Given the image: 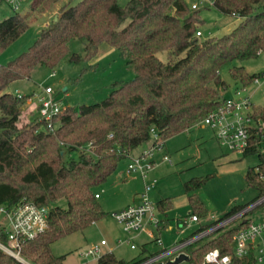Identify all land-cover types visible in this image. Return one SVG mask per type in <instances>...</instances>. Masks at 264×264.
<instances>
[{
	"label": "trees",
	"instance_id": "trees-1",
	"mask_svg": "<svg viewBox=\"0 0 264 264\" xmlns=\"http://www.w3.org/2000/svg\"><path fill=\"white\" fill-rule=\"evenodd\" d=\"M61 0H34L31 12L44 14ZM221 13L240 20L221 38L197 36L201 19L186 0H78L68 2L39 34L36 42L6 66H0V206L13 209L33 203L48 209L45 233L21 244V257L30 264H63L52 245L86 230L107 213L95 197L116 173L123 159L147 145L151 130L161 141L199 125L224 103L230 85L222 71L235 61L244 62L264 55V0H213ZM29 16L18 12L0 22V54L30 27ZM80 44L76 51L74 46ZM118 51L133 67L135 78L117 82L108 98L79 108L67 107L52 122L53 130L40 118L29 120L26 103L30 96L8 92L19 80H29L43 67L55 70L70 59L80 63L93 60L102 46ZM165 54L167 62L159 55ZM239 86L248 88L260 74L244 67L228 68ZM254 116L264 121V107H254ZM261 132L255 133L244 157L257 155L259 163L250 168L246 181L264 197V153ZM77 157H67V153ZM209 178H193L184 185L190 194L192 215L200 220L208 211L194 194ZM244 206L226 214L227 218ZM161 211L170 201L158 204ZM243 220L221 229L194 251L190 264H203L206 253L217 249L233 254L234 236L247 227ZM205 225L201 229L209 228ZM7 245V238L3 236ZM236 261L237 264L253 263ZM0 264H25L0 249ZM99 264H129L114 254Z\"/></svg>",
	"mask_w": 264,
	"mask_h": 264
},
{
	"label": "rangeland",
	"instance_id": "rangeland-1",
	"mask_svg": "<svg viewBox=\"0 0 264 264\" xmlns=\"http://www.w3.org/2000/svg\"><path fill=\"white\" fill-rule=\"evenodd\" d=\"M34 0H25L18 12L22 16H29L30 27L18 40L11 44L0 54V66H6L26 52L38 39L42 29L46 28L58 15L61 6L68 2L78 0H61L44 14L31 12ZM129 0H118L121 6H125ZM188 5L198 4L200 0H186ZM14 12L6 5L0 6V22L11 17ZM201 24L199 31L201 39L221 38L232 32L240 23V20L225 15L211 4H204L198 10ZM80 44L74 49L78 51ZM159 57L167 62L165 54ZM231 66L244 67L246 71L253 74L264 73V55L256 59L244 62L235 61L232 65L222 71V77L230 85L226 98H236V89L239 87L231 78L228 68ZM135 78V72L121 54L104 45L98 55L91 61L80 63L64 60L55 70L43 67L37 68L31 79L13 82L8 92L18 95H28L30 104L34 106L28 112L29 120L39 117L35 109L39 107V95L42 91L51 87L56 100L62 102L64 108H79L82 105H90L101 102L109 97L112 86L117 82H126ZM37 94V95H34ZM252 95V103L264 107V81L260 85L252 84L243 93V96ZM1 117V114H0ZM163 149L154 155L156 165L149 173L147 182L156 180V185L150 193L151 200L157 205L162 200L170 201L172 207L166 215L159 218L165 220L162 223L159 234L163 244L158 245L156 238H150L145 234L140 235L134 241L138 246L132 250L125 242L118 244L119 240L126 241L128 236L121 225L113 218L112 213L120 210L127 203H133V199L139 198L144 190V180L139 175H127V164L129 159H123L116 173L103 186L95 189L101 195L98 199L104 211L107 213L101 221L91 225L86 230L67 236L52 245V252L56 257H64L63 264H79L83 261L80 252L94 243L105 239L109 242V248L118 260L132 262L147 254L163 252L179 246L183 240L189 238L197 231L199 224H184L188 216L192 214L188 194L184 184L193 178H209L205 184L194 194L203 202L208 211L204 225L216 223L233 208L252 204L258 198V192L250 188L246 181V174L250 168L259 163L257 155L244 157L220 146L216 134L209 127L196 125L187 132L168 139L163 144ZM67 157H77V153H67ZM167 157L171 163L164 161ZM138 200V201H139ZM251 221H259L264 218V204L255 208L248 216ZM180 223H178V221ZM217 234V233H215ZM214 235V234H212ZM210 237V236H209ZM209 237L183 248L168 257V264H190L194 251L198 249ZM24 260V259H23ZM25 264H30L24 261ZM97 264V263H94Z\"/></svg>",
	"mask_w": 264,
	"mask_h": 264
},
{
	"label": "built area",
	"instance_id": "built-area-1",
	"mask_svg": "<svg viewBox=\"0 0 264 264\" xmlns=\"http://www.w3.org/2000/svg\"><path fill=\"white\" fill-rule=\"evenodd\" d=\"M25 0H0V6L6 4L13 12H19ZM204 4L213 5V0H200L198 4H193V10H199ZM197 36H202L197 32ZM264 81V73L260 74L253 84L260 85ZM247 89V88H246ZM246 89L236 92V98H224L223 105L216 111L209 114L199 125L209 127L214 131L220 146L231 152L243 155L252 145V138L258 131L261 132L262 142L261 153H264V121L260 117L254 116V105L251 95L243 96ZM54 91L47 87L39 95L38 114L40 121H45L53 130L52 122L65 108L62 102L56 100ZM19 97L21 95L19 94ZM198 125V126H199ZM156 129L151 130V139L147 147L139 154L129 156L130 162L127 167L128 175H139L144 180V190L140 195L137 204L130 205L124 210L112 214L113 218L128 236L126 241L119 240L118 244L126 243L132 250L138 246L134 241L142 234L156 240L158 245H162L161 237L155 236V231L159 234L163 220L159 217L158 206L151 200L150 193L156 185V180L148 183V175L155 167L154 155L163 148ZM165 161H169L167 157ZM95 197L98 199L99 194ZM264 204V197L255 200L252 204L246 205L243 209L233 215L218 220L211 227L198 229L189 238L163 252L147 254L129 264H168V257L183 248H187L200 240L214 234L215 232L230 227L232 224L250 220L248 215L257 207ZM189 222L198 223L200 219L192 215ZM184 224H188L184 220ZM48 209L38 207L33 203H24L13 209L7 206H0V249L14 258L24 262L21 257V244L23 241L32 240L46 232L48 229ZM3 236L7 238V245L3 243ZM233 254L221 255L219 250L214 249L206 253L203 264H237L236 261L250 262L253 255V263L264 264V218L259 221H251L247 227L241 229L233 239ZM109 242L105 239L101 242L90 245L80 252L83 261L79 264H99L100 260L112 254Z\"/></svg>",
	"mask_w": 264,
	"mask_h": 264
},
{
	"label": "crops",
	"instance_id": "crops-1",
	"mask_svg": "<svg viewBox=\"0 0 264 264\" xmlns=\"http://www.w3.org/2000/svg\"><path fill=\"white\" fill-rule=\"evenodd\" d=\"M20 94V93H19ZM20 95H23V94H20ZM34 95H37V94H34ZM225 99H226V97H224ZM31 102H30V104L29 105H27V107H26V109L27 110H29L30 109V107H33L34 106V104L32 103L33 101L32 100H30ZM251 101H252V95H251ZM33 105V106H32ZM254 105V104H253ZM254 107H260V106H256V105H254ZM35 109H38V107L36 106V108H32V111H34ZM31 111V110H30ZM37 112H38V110H36ZM147 147V145H145V146H143V147H141V148H139V149H137L133 154L135 155V154H139L140 152H141V150L142 149H144V148H146ZM164 148V147H163ZM162 148V149H163ZM165 158V157H164ZM129 159V158H128ZM155 161V160H154ZM165 161V160H164ZM129 162H130V159H129ZM129 162H128V164H129ZM167 162V161H166ZM169 163H171V161L169 160L168 161ZM128 164H127V167H128ZM155 165H156V161H155ZM126 171H127V168H126ZM127 173V172H126ZM128 175V174H127ZM185 185V184H184ZM97 194H99L98 192H97ZM100 195V194H99ZM139 196H140V194H139ZM98 199H101V195H100V197L98 198ZM138 200H139V198H138ZM137 199H133V203H127L126 205H124L120 210H117V211H115V212H113L112 214H114V213H117V212H120V211H122V210H124L125 208H127L128 206H130V205H134V204H137L139 201H138ZM163 201V200H162ZM161 202V201H160ZM159 202V203H160ZM159 203H157V206H158V204ZM158 210H159V214H160V216H162V214H163V216H164V214L166 215V213L168 212V210H165V211H161L160 209H159V207H158ZM191 216H192V214L190 215V216H188L187 218H185V219H187V223H188V225H190V224H199V227H198V229H200L201 227H203V226H205L204 225V223H200V222H198V223H191V222H189V220H190V218H191ZM206 218H208V216L206 217ZM203 221H204V219H202ZM202 220H200V221H202ZM180 221L181 220H179L178 221V223H180ZM182 221H184V220H182ZM163 222L165 223V220H163ZM209 225V224H208ZM197 229V230H198ZM196 232V231H195ZM113 254V253H112Z\"/></svg>",
	"mask_w": 264,
	"mask_h": 264
},
{
	"label": "water",
	"instance_id": "water-1",
	"mask_svg": "<svg viewBox=\"0 0 264 264\" xmlns=\"http://www.w3.org/2000/svg\"><path fill=\"white\" fill-rule=\"evenodd\" d=\"M57 20H58V15H56V17H55V21L57 22Z\"/></svg>",
	"mask_w": 264,
	"mask_h": 264
}]
</instances>
